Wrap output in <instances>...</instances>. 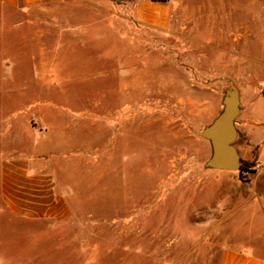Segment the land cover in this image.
Listing matches in <instances>:
<instances>
[{
	"label": "rangeland",
	"instance_id": "rangeland-1",
	"mask_svg": "<svg viewBox=\"0 0 264 264\" xmlns=\"http://www.w3.org/2000/svg\"><path fill=\"white\" fill-rule=\"evenodd\" d=\"M141 5L164 24L139 22ZM11 22L0 25V167L50 164L74 216L47 229L0 200L5 261L219 264L252 243L264 166L206 170L210 147L193 131L220 111L222 78L240 93L237 124L252 102L264 112V0H69Z\"/></svg>",
	"mask_w": 264,
	"mask_h": 264
},
{
	"label": "crops",
	"instance_id": "crops-1",
	"mask_svg": "<svg viewBox=\"0 0 264 264\" xmlns=\"http://www.w3.org/2000/svg\"><path fill=\"white\" fill-rule=\"evenodd\" d=\"M68 1L0 0V25L12 23L16 17L30 15L42 7H64ZM136 19L143 24L162 25L165 17L147 15L141 5L137 6ZM257 102L245 106L240 125H236L242 130L243 153L240 157L261 167L264 166V112L259 106L262 100ZM0 200L12 219L43 224L47 229L69 225L74 216L68 195L60 190L57 175L48 163H31L22 158L1 163ZM250 201L258 203V209L250 214L248 221L249 226H257L256 230L250 231L254 236L252 243L226 248L220 255L219 264H264V194L253 195ZM2 257L0 264H11Z\"/></svg>",
	"mask_w": 264,
	"mask_h": 264
},
{
	"label": "water",
	"instance_id": "water-1",
	"mask_svg": "<svg viewBox=\"0 0 264 264\" xmlns=\"http://www.w3.org/2000/svg\"><path fill=\"white\" fill-rule=\"evenodd\" d=\"M226 83L221 97V109L217 116L193 135L208 142L210 155L204 169L236 172L240 169V155L234 145L237 137L236 117L241 112L240 93L232 80L219 79Z\"/></svg>",
	"mask_w": 264,
	"mask_h": 264
},
{
	"label": "trees",
	"instance_id": "trees-1",
	"mask_svg": "<svg viewBox=\"0 0 264 264\" xmlns=\"http://www.w3.org/2000/svg\"><path fill=\"white\" fill-rule=\"evenodd\" d=\"M254 163V161H252V162H247V161H244V160H240V169H239V171L240 172H242V171H244V172H246V173H249V171L247 170V169H245V167L246 168H249V167H252V164Z\"/></svg>",
	"mask_w": 264,
	"mask_h": 264
},
{
	"label": "built area",
	"instance_id": "built-area-1",
	"mask_svg": "<svg viewBox=\"0 0 264 264\" xmlns=\"http://www.w3.org/2000/svg\"><path fill=\"white\" fill-rule=\"evenodd\" d=\"M235 125H236V122H235Z\"/></svg>",
	"mask_w": 264,
	"mask_h": 264
}]
</instances>
